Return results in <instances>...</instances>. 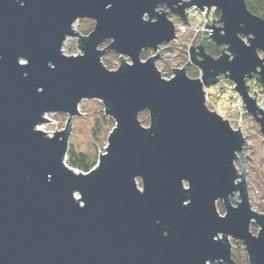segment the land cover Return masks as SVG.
Wrapping results in <instances>:
<instances>
[{
	"label": "water",
	"instance_id": "water-1",
	"mask_svg": "<svg viewBox=\"0 0 264 264\" xmlns=\"http://www.w3.org/2000/svg\"><path fill=\"white\" fill-rule=\"evenodd\" d=\"M192 6L219 20L167 79L156 61L177 37L170 15L188 24ZM82 19L95 21L88 35L74 28ZM70 37L81 54L64 53ZM107 50L121 55L117 70ZM254 76L264 85V18L246 0H0V264H238L233 240L264 264V213L236 166L247 138L206 96L228 79L264 136ZM85 99L116 122L88 173L66 162ZM58 112L67 124L50 136L39 127Z\"/></svg>",
	"mask_w": 264,
	"mask_h": 264
},
{
	"label": "rangeland",
	"instance_id": "rangeland-1",
	"mask_svg": "<svg viewBox=\"0 0 264 264\" xmlns=\"http://www.w3.org/2000/svg\"><path fill=\"white\" fill-rule=\"evenodd\" d=\"M164 10L167 9L165 8ZM170 18L174 20L177 30L181 32L179 33L177 40L173 41L170 45H163L162 53L156 61V65L162 76L167 79L172 78L173 68H183V66L189 62L190 55L186 53L188 47L193 44L198 45L201 42V40L200 42H191L194 30L187 29V31H184L185 29L182 26L184 23L183 20H180L176 15H170ZM74 24L75 30L81 35H88L95 27V21L92 19L78 20ZM109 42L110 41H105L100 48L104 49ZM63 51L69 56L81 54V51L77 46V38H68L63 45ZM147 52L149 56L155 54V51L151 49ZM120 56L121 55L115 53L113 50H107L103 55L102 61L109 69L117 70L120 63ZM142 59L147 60L144 59L143 56ZM192 68L198 71L194 76L189 74ZM188 75L192 78H199L202 76L201 70L194 64L188 69ZM221 82V86L224 88V93L227 89L234 88L233 83L230 84L225 80H222ZM211 90L213 91L214 89L212 88ZM207 104L208 107L220 113L227 120L229 119L233 128L241 129L244 137L247 138V142L244 145L243 156H239L236 161V166L238 171L242 172L241 170L244 163V171L246 173V182H248V193L252 209L264 213V136L260 132L259 124L254 117L248 113L243 115V120L240 116H237L234 109V100L227 97L225 94H223L220 99L210 96V99L207 100ZM79 109L83 115L75 116L72 121L73 128L69 144L73 143V145L79 147V149L88 151L90 154L99 155L100 153H105L109 136H103L100 141L95 143L92 133L97 117H99L102 112L105 113L103 103L97 99H85L81 102ZM142 113L140 120L145 121L144 124L149 126V112L144 111ZM47 117L50 121L43 123L39 128L46 131L48 135L53 136L55 131L65 128L69 115L67 113L58 112L48 114ZM236 198L239 199V193H237ZM232 201L234 203L233 199ZM217 205L220 215L225 214V205H223L222 200L218 201ZM251 230L255 234L258 232L259 226L252 224ZM233 248V258L236 259L238 264H246L249 262L245 247L233 242Z\"/></svg>",
	"mask_w": 264,
	"mask_h": 264
},
{
	"label": "trees",
	"instance_id": "trees-1",
	"mask_svg": "<svg viewBox=\"0 0 264 264\" xmlns=\"http://www.w3.org/2000/svg\"><path fill=\"white\" fill-rule=\"evenodd\" d=\"M247 7L255 14L260 17L264 18V0H246ZM159 8L165 9L166 7L164 5H160ZM218 17H220V12L217 11ZM206 51L209 52L212 56H220L223 54V48L218 46L215 42H208L206 45ZM147 51H144L142 53V56L144 59H147L149 57V54H147ZM198 73L196 69L190 70V75L194 76ZM222 80H225L226 82L232 84L228 79L226 80L224 77H221L219 82L216 84V86H212L208 88L209 96L217 98H222V95L224 94L223 87L221 86ZM249 84V87L251 88L253 85H260L259 79L257 76H254L253 78L249 79L247 82ZM214 89L213 91L211 89ZM211 90V91H210ZM143 114V113H142ZM142 114L140 116H142ZM95 125L92 129L93 138L95 143L100 141V139L104 136L108 137L109 132L115 127L116 122L110 117L107 116L104 112L101 113L99 117H97L95 121ZM145 121H143L144 123ZM69 149L67 152V164L75 169H78L84 173H88L92 169H94L98 163L99 155L97 154H90L88 151L81 150L79 147L73 145V143L69 144ZM233 242L237 245H243L241 241L233 240ZM246 264H249L247 262Z\"/></svg>",
	"mask_w": 264,
	"mask_h": 264
},
{
	"label": "built area",
	"instance_id": "built-area-1",
	"mask_svg": "<svg viewBox=\"0 0 264 264\" xmlns=\"http://www.w3.org/2000/svg\"><path fill=\"white\" fill-rule=\"evenodd\" d=\"M187 16H188L189 23L188 24L183 23L182 26L185 29L184 31H187V29L194 30L193 31L194 35H192L193 38L191 40L192 43L193 41L200 42V40L203 38L202 33L204 35L210 34V30L208 29V27H205L207 22L209 26H212L214 23V19L219 20L218 19L219 17L217 15V9L214 7L212 9L205 8L204 10H200L195 6H192L190 9L187 10ZM176 31H177V37L175 40H177V38L179 37V33L181 32L179 30H176ZM186 53L190 55L189 47ZM208 91H209L208 88H206L207 100L210 99ZM224 94L227 97L232 98L234 100L235 112L237 116H240L241 119L243 120L244 119L243 115L246 114L247 111L244 109V104H243V101L240 95L235 92L234 88L227 89V91ZM250 94L256 98L257 104L260 106V108L264 109V85L262 83L260 85H253L250 88Z\"/></svg>",
	"mask_w": 264,
	"mask_h": 264
},
{
	"label": "flooded vegetation",
	"instance_id": "flooded-vegetation-1",
	"mask_svg": "<svg viewBox=\"0 0 264 264\" xmlns=\"http://www.w3.org/2000/svg\"><path fill=\"white\" fill-rule=\"evenodd\" d=\"M218 11V10H217ZM219 211V210H218ZM252 229V228H251ZM253 232V231H252ZM242 247H243V245H242Z\"/></svg>",
	"mask_w": 264,
	"mask_h": 264
}]
</instances>
